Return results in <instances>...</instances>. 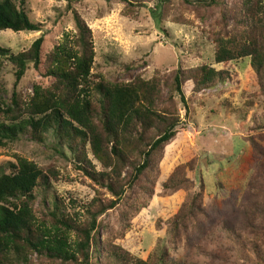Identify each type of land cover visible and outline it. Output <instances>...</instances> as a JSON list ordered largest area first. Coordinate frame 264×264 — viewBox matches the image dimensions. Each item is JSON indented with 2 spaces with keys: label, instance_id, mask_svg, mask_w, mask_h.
Segmentation results:
<instances>
[{
  "label": "rangeland",
  "instance_id": "374dc122",
  "mask_svg": "<svg viewBox=\"0 0 264 264\" xmlns=\"http://www.w3.org/2000/svg\"><path fill=\"white\" fill-rule=\"evenodd\" d=\"M13 1L42 27L32 32L1 31V46L18 53L43 36L44 56L66 33L70 37L76 34L75 10L92 33L95 58L91 74L95 82L158 77L166 100L170 92L165 82L178 67L188 70L210 65L228 71V81L215 83L201 93L192 94V81L186 84L187 95L193 97L188 103V116L175 99L181 126L188 131H182L166 147L164 157L127 192L121 204L99 217L94 236L100 243L119 245L144 261L166 250L184 264H264V92L250 66V57L214 63L213 31L220 30V13L230 8L242 16L244 0H216L215 5L209 0H189L191 5L182 0H74L72 9L66 0ZM261 2L264 4V0ZM227 29L238 36L247 26L231 19ZM42 72L27 69L15 86L14 67L5 62L0 70V88L6 101L10 103L14 90L25 101L35 84L48 86L51 80ZM8 121L4 117L0 120ZM3 142L0 175L9 173L11 163L20 157L50 175L51 186L36 192L34 209L39 218L45 217L44 209L52 210L55 197H61L71 212L83 214L98 190L103 197H110L76 170L69 146L65 142L59 145L51 131L42 142L25 133ZM87 155L97 169L102 168L88 149ZM181 164L195 166L186 170L193 185L165 192L162 184ZM130 173L131 168L123 172L127 176ZM194 193L201 194L202 211L188 221L186 233L181 230L175 242L168 223ZM139 201L145 207L134 214L133 206ZM128 218L129 229L119 236ZM102 260L94 248L91 264ZM13 261L4 264H58L37 254L29 255L27 262Z\"/></svg>",
  "mask_w": 264,
  "mask_h": 264
},
{
  "label": "trees",
  "instance_id": "16d2710c",
  "mask_svg": "<svg viewBox=\"0 0 264 264\" xmlns=\"http://www.w3.org/2000/svg\"><path fill=\"white\" fill-rule=\"evenodd\" d=\"M66 1L72 9L74 0ZM182 1L191 5L189 0ZM209 1L217 4L216 0ZM240 12L242 16L238 17L234 9L221 11L217 21L220 30L213 31L214 63L250 57V66L264 92V4L261 0H244ZM73 17L76 34L70 37L66 33L44 56L43 36L18 53L0 45V70L5 62L13 65L15 86L30 68L43 69V76L51 80L48 86L35 84L25 101L14 90L10 103L7 102L0 88V120L2 117L10 120L0 122V145L5 138L14 139L23 133L42 142L51 131L59 145L65 142L69 146L76 170L110 197H103L98 190V195L84 207V214L71 212L61 197H55L52 210L43 208L47 218H39L34 209L36 192L51 186L50 175L33 161L18 158L16 163H11L9 173L0 175V264L14 263L13 258L25 261L31 254L58 264H91L94 248L103 257L100 264H184L170 257L166 250L146 261L141 260L119 245L100 243L94 233L99 217L121 204L127 192L164 157L166 147L171 146L182 131H188L181 126L183 122L175 98L188 116L192 94L228 81L230 74L210 65L188 70L178 67L171 80L165 82L170 92L166 100H163L158 77L95 82L91 74L95 58L91 30L75 10ZM231 19L236 24L246 25L247 30L239 32L238 36L230 34L227 26ZM41 27L30 19L23 6L13 0H0V32L8 29L32 32L40 31ZM191 81L192 94L187 95L185 86ZM87 149L101 164V169L88 157ZM194 167L179 165L162 184L163 190L174 192L193 185L186 170ZM127 168H131L129 176L123 174ZM200 197V193L191 195L170 220L171 240L177 242L181 230L186 233L188 221L197 211H202ZM133 207L136 214L145 203L139 201ZM129 226L128 218L123 221L119 236H123Z\"/></svg>",
  "mask_w": 264,
  "mask_h": 264
}]
</instances>
